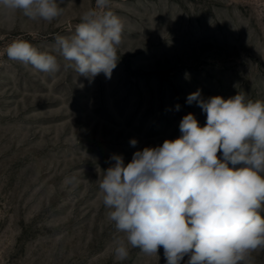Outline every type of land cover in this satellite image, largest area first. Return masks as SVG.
Listing matches in <instances>:
<instances>
[{"label": "rangeland", "instance_id": "374dc122", "mask_svg": "<svg viewBox=\"0 0 264 264\" xmlns=\"http://www.w3.org/2000/svg\"><path fill=\"white\" fill-rule=\"evenodd\" d=\"M57 2L64 11L51 23L0 11V264H166L162 247L114 259L123 233L107 219L99 180L112 155L127 164L178 138L188 113L203 127L206 113L186 103L197 89L264 100V0H110L124 24L120 58L110 79L91 80L59 56L54 73L6 56L18 39L51 51L85 11H104L96 0ZM252 256L264 264V249Z\"/></svg>", "mask_w": 264, "mask_h": 264}, {"label": "clouds", "instance_id": "9594fccd", "mask_svg": "<svg viewBox=\"0 0 264 264\" xmlns=\"http://www.w3.org/2000/svg\"><path fill=\"white\" fill-rule=\"evenodd\" d=\"M109 4L96 0L104 11H85L72 34L56 36L51 51L18 39L7 58L54 73L59 56L78 76L110 79L124 24ZM0 11L51 23L64 9L57 0H0ZM186 103L206 113L203 127L188 113L178 138L135 151L127 164L112 155L115 163L99 180L107 219L123 233L112 241L114 259L126 260L131 248L158 256L162 247L166 264H181L185 256L186 264H254L252 253L264 249V100L245 92L204 99L197 89Z\"/></svg>", "mask_w": 264, "mask_h": 264}]
</instances>
